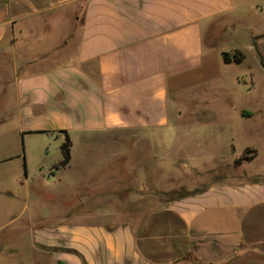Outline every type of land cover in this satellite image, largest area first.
Wrapping results in <instances>:
<instances>
[{
  "label": "crops",
  "instance_id": "1",
  "mask_svg": "<svg viewBox=\"0 0 264 264\" xmlns=\"http://www.w3.org/2000/svg\"><path fill=\"white\" fill-rule=\"evenodd\" d=\"M239 22L243 49H221L222 33ZM52 26L59 31L43 38ZM9 51L16 69L0 75L7 120L20 122L23 137L59 139L62 157L50 169L61 167L66 131V168L91 178L98 167L100 209L115 212L92 214L82 201L47 219L13 215L2 225L0 264H264L262 172L190 190L147 213L111 206L122 202L124 148H133L135 163L147 148L153 163L159 143L186 146L176 132L188 129L172 119L182 93L197 98L249 55L264 72V0H0V64ZM223 52L242 61L226 62ZM39 175L26 168L23 184Z\"/></svg>",
  "mask_w": 264,
  "mask_h": 264
},
{
  "label": "rangeland",
  "instance_id": "2",
  "mask_svg": "<svg viewBox=\"0 0 264 264\" xmlns=\"http://www.w3.org/2000/svg\"><path fill=\"white\" fill-rule=\"evenodd\" d=\"M236 2L241 3V0ZM55 31L59 30H54L52 26L51 30L44 32L43 38L48 36L52 40ZM243 35L244 24L239 22L222 33L219 47L223 50L243 49ZM5 57L9 63L0 64V75L7 76L13 74L16 68L12 66L13 52L5 53ZM221 72V81L209 84L206 90H199L197 98H193L194 91L184 92L173 105L172 119L180 127L188 129L186 132L177 131L176 139L186 143V146L171 147L159 143L155 147L153 163L145 160L147 148L140 149V159L144 160L139 163L134 162V153H130L133 148H124L128 153L123 160L122 202L112 204V207L121 208L123 215L147 213L166 200L211 183L260 179L255 174L264 173V126L261 121L264 118V72L255 65L252 55L244 63L224 67ZM2 94L0 238L8 231H2L5 229L2 225L11 216L23 211L25 219L31 212L47 219L51 215L82 208L83 201L84 207L91 206L88 212L92 214L114 213V210L100 209L107 205L101 201L104 196L96 194L99 192V168H93L91 178H83L82 174L75 178L76 171L67 169V166L56 165L50 169L51 164L62 157L59 139H48L44 134L23 137L18 130L20 122L13 116L7 120L10 112L3 104L5 99ZM245 109L256 112L254 118L243 116ZM197 122L205 130L193 129ZM244 156L249 159L237 164L236 161ZM26 168L31 174L40 173L39 178L31 179L30 186L23 184ZM78 178L79 184L68 186ZM6 191H11L12 196L6 195Z\"/></svg>",
  "mask_w": 264,
  "mask_h": 264
},
{
  "label": "trees",
  "instance_id": "3",
  "mask_svg": "<svg viewBox=\"0 0 264 264\" xmlns=\"http://www.w3.org/2000/svg\"><path fill=\"white\" fill-rule=\"evenodd\" d=\"M241 54L239 52H236L233 56H231L228 52H223V57L224 60L226 62H231V61H235L236 63H240L242 61V57L240 56ZM64 133H66V139L63 142V144L61 145V150H62V154H63V160L60 162V164L58 166H66L70 159H71V139L69 137V135L67 134L66 131H63ZM245 159H249L247 156L241 157L239 158L236 163L240 164L243 160ZM188 193H182L176 197H180L183 195H186ZM174 197V198H176ZM173 199V198H172Z\"/></svg>",
  "mask_w": 264,
  "mask_h": 264
}]
</instances>
